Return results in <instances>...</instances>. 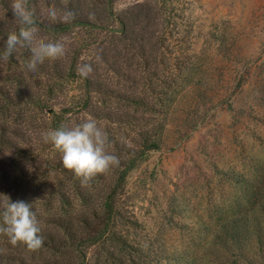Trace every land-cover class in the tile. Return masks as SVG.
<instances>
[{"label": "trees", "instance_id": "trees-1", "mask_svg": "<svg viewBox=\"0 0 264 264\" xmlns=\"http://www.w3.org/2000/svg\"><path fill=\"white\" fill-rule=\"evenodd\" d=\"M118 1L28 0L38 38L64 42L66 54L32 73L30 51L18 48L13 68L0 72V202L32 204L44 241L33 252L0 235V264H148L130 237L141 225L128 205L127 179L160 150L179 74L191 67L178 32L184 3L131 0L119 10ZM4 2L11 14V0ZM52 7L74 19L51 22ZM19 27L0 23V35ZM83 64L93 68L87 78L78 74ZM88 115L107 131L120 165L82 186L42 133Z\"/></svg>", "mask_w": 264, "mask_h": 264}, {"label": "rangeland", "instance_id": "rangeland-1", "mask_svg": "<svg viewBox=\"0 0 264 264\" xmlns=\"http://www.w3.org/2000/svg\"><path fill=\"white\" fill-rule=\"evenodd\" d=\"M183 3L191 67L179 74L160 150L128 176L141 225L130 237L148 264H264V0ZM7 21L19 23L0 0ZM11 62L0 60V72Z\"/></svg>", "mask_w": 264, "mask_h": 264}, {"label": "clouds", "instance_id": "clouds-1", "mask_svg": "<svg viewBox=\"0 0 264 264\" xmlns=\"http://www.w3.org/2000/svg\"><path fill=\"white\" fill-rule=\"evenodd\" d=\"M27 3L28 0H12V13L20 27L18 32H11L7 36L0 60L7 61L18 48H27L31 55L25 66L29 72L38 73V67L45 61L64 57L66 45L61 41L46 42L38 38L34 12L27 7ZM47 15L53 23L58 20L70 23L74 19L71 11L58 16L55 7L49 8ZM92 71L91 64H83L78 74L87 78ZM42 139L61 155L63 167L72 172L82 186H87L97 175L107 174L120 165L119 157L111 151L112 142L107 131L90 115L71 127L62 124L58 129L48 130L42 133ZM122 142L127 143L123 138ZM40 231L32 204L21 200L12 202L4 196L0 202V235L6 236L13 247L24 246L34 252L44 243Z\"/></svg>", "mask_w": 264, "mask_h": 264}]
</instances>
